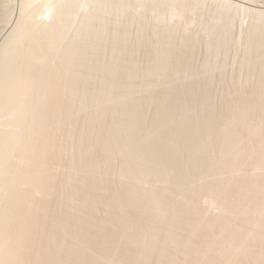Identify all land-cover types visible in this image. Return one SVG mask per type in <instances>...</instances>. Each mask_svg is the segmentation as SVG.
Here are the masks:
<instances>
[{"label":"rangeland","instance_id":"rangeland-1","mask_svg":"<svg viewBox=\"0 0 264 264\" xmlns=\"http://www.w3.org/2000/svg\"><path fill=\"white\" fill-rule=\"evenodd\" d=\"M252 9L0 0V75L28 68L36 82L19 99L25 114L0 99V136L18 140L2 173L0 232L11 216L4 231L18 241L1 235L8 250L22 239L21 264H264V16ZM26 23L35 26L18 40ZM30 161L47 189L17 183ZM15 193L34 208L23 212Z\"/></svg>","mask_w":264,"mask_h":264},{"label":"bare ground","instance_id":"bare-ground-1","mask_svg":"<svg viewBox=\"0 0 264 264\" xmlns=\"http://www.w3.org/2000/svg\"><path fill=\"white\" fill-rule=\"evenodd\" d=\"M26 1V0H25ZM104 1V0H103ZM237 1H243V0H236V2L234 1V0H227V2L229 3V5L230 6H232L233 8H236L237 6L238 7H243V8H247V9H252V8H249V7H247V6H244V5H242V4H239V3H237ZM246 1V0H245ZM248 1V0H247ZM260 1V0H259ZM140 2V1H139ZM223 2H224V0H223ZM29 3H31V2H29ZM143 3V2H142ZM23 5V4H22ZM254 6V5H253ZM255 6H257V8H254V9H252L253 11H255L257 14H263V16H264V0H261L260 1V3H257V4H255ZM260 7V8H259ZM61 8V7H60ZM231 8V7H230ZM226 9V8H225ZM252 11V12H253ZM43 13V12H42ZM57 13V12H56ZM82 18V17H81ZM62 19V18H61ZM254 19V18H253ZM19 20V19H18ZM62 21V20H61ZM64 21V20H63ZM29 22V21H28ZM59 22V21H58ZM65 23V22H64ZM36 24V23H35ZM254 24V23H253ZM26 25H27V23H26ZM33 25L34 24H32V23H30V24H28L27 25V27L25 26V28L24 29H22L21 28V30L17 33V35H18V40H19V38H21V36H23V35H30L29 33H30V30L33 28ZM72 25V24H71ZM35 26V25H34ZM47 26V25H46ZM253 28V27H252ZM72 29V28H71ZM59 30V29H58ZM262 32V31H261ZM72 33V32H71ZM211 33V32H210ZM67 34V33H66ZM16 35V34H15ZM59 35V34H58ZM221 36V35H220ZM16 37V36H15ZM31 36H29V38H30ZM212 37V36H211ZM80 38V37H79ZM28 39V38H27ZM26 39V40H27ZM39 39V38H38ZM246 39V38H245ZM16 40V39H15ZM17 40V41H18ZM21 40H22V38H21ZM32 40V39H31ZM221 40H222V38H221ZM16 42V41H15ZM173 43V42H172ZM219 43V42H218ZM71 44V43H70ZM252 44V43H251ZM15 45V44H14ZM27 45H28V43H27ZM78 45V44H77ZM248 45V44H247ZM39 46V45H38ZM42 46V45H41ZM178 46V45H177ZM8 47V46H7ZM11 47V46H10ZM22 47V46H21ZM27 47V46H26ZM28 47H29V45H28ZM32 47V46H31ZM83 47V46H82ZM179 48V47H178ZM10 49V48H9ZM15 49H16V47H15ZM25 49V48H24ZM259 49V48H258ZM22 50V49H21ZM34 50V49H33ZM7 52H8V49L6 50ZM5 51V55H7L6 57L8 58V53L10 54V57H11V50L7 53ZM13 51V50H12ZM18 51V50H17ZM16 51V52H17ZM36 51V50H35ZM76 51V50H75ZM15 52V51H14ZM85 52V51H84ZM263 52V51H262ZM7 53V54H6ZM42 53V52H41ZM74 53V52H73ZM14 54V53H13ZM29 55H30V53H28ZM211 54V53H210ZM18 55V54H17ZM31 55H32V53H31ZM30 55V56H31ZM34 55V54H33ZM32 55V56H33ZM28 56V55H27ZM40 56V55H39ZM9 57V58H10ZM4 58H5V56H4ZM7 58H5V59H7ZM9 58H8V60H9ZM68 58V57H67ZM169 58V57H168ZM255 58V57H254ZM11 59V58H10ZM15 59H17V58H15ZM34 60L36 59L35 58V56H34V58H33ZM32 58H30L28 61L30 62V65H31V63L34 61ZM51 59V58H50ZM63 59V58H62ZM167 59V58H166ZM185 59V58H184ZM13 60H14V57H13ZM84 60V59H83ZM7 61V60H6ZM131 61V60H130ZM170 61V60H169ZM203 61V60H202ZM11 62H12V60H11ZM14 62V61H13ZM37 62V61H36ZM49 62V61H48ZM52 62V61H51ZM23 63V62H22ZM35 63V62H34ZM261 63V62H260ZM15 68H18L17 66H15L16 65V60H15V62L14 63H11ZM11 64H9L10 66H11ZM33 64V63H32ZM77 64V63H76ZM164 64V63H163ZM34 65H36V64H34ZM161 65V64H160ZM6 66V65H5ZM200 66V65H199ZM52 67V66H51ZM157 67V66H156ZM187 67V66H186ZM1 69V68H0ZM204 69H205V67H204ZM5 70V69H4ZM8 70V69H7ZM13 70V69H12ZM11 69H10V76H12L11 77V79L9 80L8 78L9 77H7V79L6 80H9V81H6L5 80V77H3V76H1L5 71H3V69L2 70H0L1 72H0V99H3V98H5L6 99V101H5V105H6V102H7V104H8V102L9 103H11V104H8V106L9 107H14L13 106V103H14V105L16 106V104L17 103H21V101L19 100L21 97H26V96H28L31 92H29L30 90H32L33 88H32V86H35L33 83H35L36 84V82H34L35 80V78L33 77L32 78V82L33 83H30V80L29 79H31V74H32V72L31 73H29L31 70H28V68H27V70H23V73L24 74H22L21 76H20V72L21 71H19L20 70V68H18V69H16L15 71L13 70V72H15V73H11V71H12ZM22 70V69H21ZM161 70V69H160ZM195 70V69H194ZM259 70V69H258ZM16 71H18V72H16ZM27 71V72H26ZM29 71V72H28ZM43 71V70H42ZM199 71V70H198ZM260 71V70H259ZM171 72V71H170ZM8 73V72H7ZM155 73V72H154ZM183 73V72H182ZM13 74V75H12ZM26 74V75H25ZM28 74V75H27ZM8 75V74H7ZM7 75H5V76H7ZM25 75V76H24ZM34 76V75H33ZM73 76V75H72ZM115 76V75H114ZM169 76V75H168ZM182 78V77H181ZM208 79V78H207ZM184 80V79H183ZM39 83V82H38ZM44 83V82H43ZM51 83V82H50ZM176 83V82H175ZM31 84V85H30ZM77 84V83H76ZM64 85V84H63ZM87 86V85H86ZM184 86V85H183ZM189 87V86H188ZM30 88H32V89H30ZM86 88V87H85ZM107 88V87H106ZM30 89V90H29ZM54 89V88H53ZM29 90V91H28ZM170 90V89H169ZM255 91V90H254ZM29 92V93H28ZM62 92V91H61ZM28 93V94H27ZM55 93V92H54ZM248 93V92H247ZM26 95V96H25ZM195 95V94H194ZM59 96V95H58ZM2 97V98H1ZM62 97V96H61ZM103 97V96H102ZM30 98V97H29ZM24 99L25 98H23V101H24ZM179 99V98H178ZM8 100V101H7ZM17 100L19 101V102H17ZM62 101V100H61ZM73 101V100H72ZM0 102H1V100H0ZM17 102V103H16ZM116 102V101H115ZM182 102V101H181ZM24 103V102H23ZM23 103H21V105L23 104ZM2 104V102L0 103V105ZM155 104V103H154ZM172 104V103H171ZM2 105H4V104H2ZM1 105V106H2ZM20 105V106H21ZM80 105V104H79ZM7 106V105H6ZM5 106V107H6ZM17 106H18V104H17ZM16 106V107H17ZM19 106V112L21 111V112H23L24 113V111H23V109H21L22 107H23V105L20 107ZM4 107V106H3ZM2 107V108H3ZM11 107V108H12ZM16 107H14V108H12L14 111H16L15 109H17ZM81 107V106H80ZM168 107V106H167ZM71 108H73V107H71ZM115 108V107H114ZM155 108V107H154ZM25 109V108H24ZM76 109V108H75ZM169 109V108H168ZM171 109V108H170ZM239 109V108H238ZM12 110V111H13ZM57 110V109H56ZM162 110V109H161ZM257 110V109H256ZM255 110V111H256ZM11 111V114L13 113ZM214 111V110H213ZM9 112V111H8ZM49 112V111H48ZM60 113H61V110H60ZM59 113V114H60ZM67 113V112H66ZM133 113H134V111H133ZM140 113V112H139ZM21 114V113H20ZM19 113H18V111H17V115H20ZM25 114V113H24ZM259 114V113H258ZM20 116H23V114H21ZM61 116V115H60ZM225 116V115H224ZM261 116V115H260ZM19 117V116H18ZM16 118V116H15V118L17 119L16 121H15V119L13 120V121H15V122H17V121H19V119H21L22 117H19V118ZM51 117V116H50ZM121 117V116H120ZM24 118V117H23ZM62 118V117H61ZM99 118V117H98ZM139 119V118H138ZM47 120V119H46ZM57 120V119H56ZM21 121H22V119H21ZM20 122V121H19ZM211 122V121H210ZM11 123H12V121H11ZM58 123V122H57ZM215 123V122H214ZM20 124V123H19ZM25 124V123H24ZM153 124V123H152ZM13 125V124H12ZM77 125V124H76ZM17 127V126H16ZM39 127V126H38ZM129 128V127H128ZM8 129V128H7ZM12 129V128H11ZM67 129V128H66ZM89 129V128H88ZM57 130V129H56ZM80 130V129H79ZM93 130V129H92ZM253 130V129H252ZM9 133H10V131H9ZM8 132H7V134L5 133V135H3V136H6V137H4V138H6L5 140L4 139H2L3 138V136H0V139H2L1 141H0V148H1V150H0V186L2 185V183H4L3 185H5V182H6V184H8L7 183V181H5L6 179H5V173L4 172H6V173H8V171L11 169V168H8V165H9V163L7 164V159L9 158V152H11L12 150H11V148L13 149V145L14 144H17V136H16V134L15 133H11L13 136H11L10 134H9ZM123 133V132H122ZM182 133V132H181ZM9 134V135H8ZM100 134V133H99ZM169 134V133H168ZM49 135V134H48ZM61 135V134H60ZM104 135V134H103ZM14 136H16V139H15V137ZM63 136V135H62ZM87 136V135H86ZM122 136V135H121ZM124 136V135H123ZM129 136V135H128ZM127 136V137H128ZM250 136V135H249ZM211 138V137H210ZM82 140V139H81ZM215 140V139H214ZM16 141V143H13V144H11L10 146H9V143H12V142H15ZM42 141V140H41ZM27 142V141H26ZM40 142V141H39ZM104 142V141H103ZM138 143V142H137ZM220 143V142H219ZM216 144V143H215ZM90 145V144H89ZM106 145V144H105ZM12 146V147H11ZM20 146V145H19ZM113 146V145H112ZM185 146V145H184ZM188 146V145H187ZM42 147H44V145L42 146L41 145V147L40 148H42ZM51 147V146H50ZM149 147V146H148ZM9 148V149H8ZM39 148V147H38ZM46 148H47V146H46ZM214 148V147H213ZM44 149V148H43ZM52 149V148H51ZM92 149V148H91ZM11 150V151H10ZM18 150V149H17ZM32 150V149H31ZM68 150V149H67ZM85 150V149H84ZM89 150V149H88ZM102 150V149H101ZM218 151V150H217ZM90 152V151H89ZM121 152V151H120ZM165 152V151H164ZM221 152V151H220ZM30 153V152H29ZM40 153V152H39ZM91 153V152H90ZM146 153V152H145ZM12 154V153H11ZM31 154V156H32V153H30ZM23 155V154H22ZM34 155V154H33ZM42 155V154H41ZM108 155V154H107ZM35 156V155H34ZM33 156V158H35ZM28 157V156H27ZM39 157V156H38ZM177 157V156H176ZM36 159V158H35ZM35 159H33L32 161H33V163H36V162H38L39 160H37L36 162L34 161ZM38 159V158H37ZM126 159V158H125ZM19 160V159H18ZM109 160V159H108ZM9 161V160H8ZM83 161V160H82ZM101 161V160H100ZM163 161V160H162ZM206 161V160H205ZM232 161V160H231ZM40 162V161H39ZM38 162V163H39ZM43 162V161H42ZM52 162V161H51ZM110 162V161H109ZM78 163V162H77ZM139 163V162H138ZM30 164H31V166H32V171H34L33 173L29 170V168H31V166H30ZM40 165H43V164H41L40 163ZM45 165V164H44ZM49 165V164H48ZM64 165V164H63ZM160 165V164H159ZM29 166L30 167H28V170L26 171V172H24V173H28L27 174V177H26V174H23L21 177L19 176V181H17V183L19 184L21 181L20 180H23L24 178H25V180H23V182H25V181H28L27 180V178L28 179H30L31 178V181H29L31 184H32V186H31V188L32 187H34L35 189H33L34 190V192H38V191H40L39 189H44V188H46V185L48 184V180H45L46 178L45 177H42V176H45L44 174H46V173H44V171H42L43 169L41 168L42 166H40L39 167V165L37 164H32L31 163V161H30V163H29ZM43 167H45V166H43ZM93 167V166H92ZM80 169V168H79ZM8 170V171H7ZM52 170V169H51ZM30 171V172H29ZM42 172L44 173L43 175H42ZM110 172V171H109ZM162 172V171H161ZM171 172V171H170ZM173 172V171H172ZM2 173H3V175H2ZM12 173V172H11ZM31 173V176L29 175ZM68 173V172H67ZM124 173V172H123ZM137 173H139V172H137ZM80 174V173H79ZM83 174V173H82ZM29 175V176H28ZM2 176H3V178L5 179V180H2ZM81 176V175H80ZM102 176V175H101ZM47 177V176H46ZM53 177V176H52ZM84 177V176H83ZM22 178V179H21ZM44 178V179H43ZM82 178V177H81ZM87 178V177H86ZM181 178V177H180ZM143 179H145V178H143ZM17 180V179H16ZM3 181V182H2ZM5 181V182H4ZM43 181H47L46 182V185L44 184V182ZM66 181V180H65ZM84 181V180H83ZM100 181V180H99ZM13 182V181H12ZM128 182V181H127ZM28 183V182H27ZM235 183V182H234ZM30 184V185H31ZM125 184V183H124ZM137 184V183H136ZM258 184V183H257ZM34 185V186H33ZM6 186V185H5ZM5 186H1L3 189H4V187ZM15 186H18L19 187V185H15ZM45 186V187H44ZM66 186V185H65ZM72 186V185H71ZM255 186V185H254ZM42 187H44V188H42ZM49 187V186H48ZM212 187V186H211ZM262 187H264V186H262ZM1 188V189H2ZM16 188V187H15ZM192 188V187H191ZM257 188H259V187H257ZM6 189V188H5ZM18 188H16V190H17ZM47 189V188H46ZM62 189V188H61ZM104 189V188H103ZM221 189V188H220ZM245 189V188H244ZM106 190V189H105ZM110 190V189H109ZM139 190V189H138ZM224 190V189H223ZM261 190V189H260ZM2 191V190H1ZM0 191V192H1ZM77 191V190H76ZM98 191V190H97ZM206 191V190H205ZM216 191V190H215ZM222 191V190H221ZM15 192H18V191H15ZM21 192V191H20ZM19 193V192H18ZM17 193V194H18ZM99 193V192H98ZM16 194V193H15ZM17 194H16V196L14 195V194H12V197H14L13 199H11L12 197L10 196V198H9V200L11 199L12 201L14 200V199H19L18 198V196H17ZM96 194V193H95ZM191 194V193H190ZM218 194V193H217ZM0 195H1V193H0ZM14 195V196H13ZM37 195V194H36ZM46 195V194H45ZM110 195V194H109ZM116 195V194H115ZM263 195H264V192H263ZM48 196V195H47ZM51 196V195H50ZM17 197V198H16ZM33 197V196H32ZM110 197V196H109ZM230 197V196H229ZM8 198V197H7ZM21 198H22V196H21ZM24 198V197H23ZM19 199V200H24V199ZM31 198V197H30ZM231 198V197H230ZM264 198V197H263ZM87 199H88V197H87ZM223 199V198H222ZM11 200H10V202L7 200V202H5L4 204H8V206H9V203L11 204L12 202H11ZM17 200H14L13 202H15L16 201V203L17 204H19L20 205V203H18L17 202ZM26 200V199H25ZM165 200V199H164ZM189 200V199H188ZM27 201H28V199H27ZM27 201H25V202H27ZM131 201V200H130ZM23 202V201H22ZM25 202L23 203L24 205H25ZM260 202L262 203V201L260 200ZM15 203V206L17 205ZM28 204L29 203H31V202H27ZM264 203V202H263ZM117 204V203H116ZM256 204H257V202H256ZM259 204V203H258ZM18 205V208L22 205H20L19 206ZM31 205H32V203H31ZM37 205V204H36ZM106 205V204H105ZM232 205V204H231ZM8 206H7V208H8ZM11 206L13 207L14 206V204L12 205L11 204ZM107 206V205H106ZM120 206V205H119ZM152 206V205H151ZM243 206V205H242ZM260 206H263L264 207V205H260ZM22 208H24V210H23V212L24 211H26L27 210V208L26 207H28V210H32V208H34V205H32V207H31V209H29V205L28 206H21ZM20 207V209H22ZM54 207V206H53ZM114 207V206H113ZM232 207H233V205H232ZM241 207V206H240ZM6 208V207H5ZM9 208H10V206H9ZM26 208V209H25ZM121 208V207H120ZM189 208V207H188ZM229 208H230V206H229ZM14 209H15V207H14ZM36 209V208H35ZM34 209V210H35ZM108 209V208H107ZM232 209V208H231ZM234 209V208H233ZM249 209V208H248ZM261 209V208H260ZM18 210V209H17ZM34 210L33 211H31V213L32 214H30V211H29V215H33V212H34ZM118 210V209H117ZM163 210V209H162ZM234 210H236V209H234ZM6 211V210H5ZM36 211V210H35ZM145 211V210H144ZM225 212V211H224ZM245 212V211H244ZM10 213H12V212H10ZM17 213V212H16ZM235 213V212H234ZM34 214H35V212H34ZM7 215V214H6ZM14 215V214H13ZM90 215V214H89ZM4 216V217H3ZM2 216V218L3 219H1V220H3V222H1L2 224H4V225H1V228H2V226H4L3 227V231L2 232H0V264H16L17 262H19L20 261V259H21V257L19 256L20 255V253L18 252V248L17 247H20L21 248V246H23V241H22V239L20 238V240H19V242L21 243V244H17V246H16V248L14 249V247H15V245H14V247L12 248V246L9 248V250L8 249H6L5 247H6V238H5V235H6V233H5V231H4V228L5 229H9V227H7L6 225H10V227L12 228L13 227V224H12V221L10 220V219H8L9 217L11 218V216H6V217H8L7 218V220H8V222L10 223L11 222V224H9L7 221H6V218H5V215H3ZM34 217V216H33ZM77 217H79V216H77ZM254 217V216H253ZM61 218V217H60ZM24 219V218H23ZM48 219V218H47ZM46 219V220H47ZM87 219V218H86ZM35 220V219H34ZM84 220V219H83ZM162 220V219H161ZM176 220V219H175ZM73 221V220H72ZM135 221V220H134ZM52 222V221H51ZM69 222V221H68ZM93 222H94V220H93ZM60 223H62V222H60ZM91 223V222H90ZM182 223V222H181ZM193 223V222H192ZM50 224V223H49ZM118 224V223H117ZM244 224V223H243ZM16 225V224H15ZM222 225H225V224H222ZM6 226V227H5ZM44 226V225H43ZM109 226V225H108ZM120 226V225H119ZM147 226V225H146ZM23 227V226H22ZM53 227V226H52ZM17 228V227H16ZM19 228V227H18ZM224 228V227H223ZM7 229V230H8ZM13 229V228H12ZM26 229V228H25ZM29 229V228H28ZM37 229V228H36ZM56 229V228H55ZM212 229V228H211ZM221 229V228H220ZM225 229V228H224ZM261 229V228H260ZM22 230V229H21ZM41 230V229H40ZM49 230V229H48ZM102 230V229H101ZM142 230V229H141ZM222 230V229H221ZM61 231V230H60ZM72 231V230H71ZM153 231V230H152ZM225 231V230H224ZM10 232V231H9ZM74 232V231H73ZM220 232V231H219ZM1 233H3V234H5V235H1ZM23 233V232H22ZM17 234V233H16ZM46 234V233H45ZM59 234V233H58ZM71 234V233H70ZM89 234V233H88ZM106 234V233H105ZM14 236L13 237H10L9 235H6V237H10V238H17V236H18V234H17V236L15 237V234H13ZM64 235V234H63ZM237 235V234H236ZM12 236V235H11ZM57 236V235H56ZM229 236V235H228ZM235 236V235H234ZM24 237V236H23ZM78 237V236H77ZM114 237V236H113ZM166 237V236H165ZM239 236H237V238L235 237L234 239L233 238H230L232 241H236V243H238L237 242V240L236 239H239L238 238ZM76 238V237H75ZM156 238V237H155ZM18 239L19 238H17V239H15V240H17L18 241ZM80 239V238H79ZM102 239V238H101ZM110 239H112V238H110ZM115 239V238H114ZM154 239V238H153ZM11 240V239H10ZM13 240V239H12ZM24 241H25V238L23 239ZM34 240V239H33ZM243 240V239H242ZM101 241V240H100ZM115 241V240H114ZM147 241V240H146ZM181 241V240H180ZM8 242H9V240H8ZM89 242V241H88ZM240 242V241H239ZM12 243V242H11ZM14 243V242H13ZM23 243V244H22ZM85 243H86V241H85ZM241 243V242H240ZM14 244H16V243H14ZM87 244V243H86ZM242 244H244V243H242ZM242 244H239L240 245V247H241V245ZM8 245V244H7ZM21 245V246H20ZM62 245V244H61ZM237 245V244H236ZM243 246V245H242ZM150 247V246H149ZM236 247V246H235ZM11 248H12V250H11ZM23 248V247H22ZM22 248L20 249L21 250V252H22ZM26 248V247H25ZM242 248V247H241ZM37 249V248H36ZM79 249V248H78ZM238 249V248H237ZM19 250V251H20ZM221 250V249H220ZM241 250V249H240ZM245 250V249H244ZM25 251V250H24ZM215 252V251H214ZM239 252V251H238ZM19 253V254H18ZM38 253V252H37ZM225 253V252H224ZM244 253V252H243ZM21 255H22V253H21ZM110 255H112V254H110ZM243 255V254H242ZM19 256V257H18ZM255 256H258V255H256L255 254ZM80 257V256H79ZM198 257V256H197ZM20 258V259H19ZM81 258V257H80ZM104 258V257H103ZM113 258V257H112ZM33 259V258H32ZM85 259V258H84ZM132 259V258H131ZM256 259V258H255ZM51 260V259H50ZM57 260V259H56ZM66 260V259H65ZM91 260V259H90ZM118 260V259H117ZM134 260V259H133ZM240 260V259H239ZM242 260V259H241ZM260 260H262V259H260ZM165 261V260H164ZM234 261V260H233ZM257 261H259V260H257ZM21 262L22 261H20V264H21ZM69 262V261H68ZM238 262H241V261H238ZM242 264H243V262H241ZM240 263V264H241ZM259 263H260V261H259ZM17 264H19V263H17ZM27 264V263H26ZM236 264H239V263H237L236 262ZM258 264V263H257ZM262 264V263H261Z\"/></svg>","mask_w":264,"mask_h":264}]
</instances>
